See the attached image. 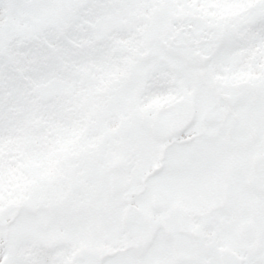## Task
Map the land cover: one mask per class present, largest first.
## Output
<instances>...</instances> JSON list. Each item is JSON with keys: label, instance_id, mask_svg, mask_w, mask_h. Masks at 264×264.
Instances as JSON below:
<instances>
[{"label": "snow or ice", "instance_id": "obj_1", "mask_svg": "<svg viewBox=\"0 0 264 264\" xmlns=\"http://www.w3.org/2000/svg\"><path fill=\"white\" fill-rule=\"evenodd\" d=\"M0 264H264V0H0Z\"/></svg>", "mask_w": 264, "mask_h": 264}]
</instances>
